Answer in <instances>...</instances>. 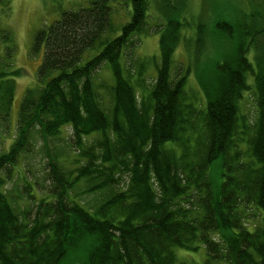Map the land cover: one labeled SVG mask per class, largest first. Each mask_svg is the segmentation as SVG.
I'll return each instance as SVG.
<instances>
[{
    "label": "trees",
    "instance_id": "obj_1",
    "mask_svg": "<svg viewBox=\"0 0 264 264\" xmlns=\"http://www.w3.org/2000/svg\"><path fill=\"white\" fill-rule=\"evenodd\" d=\"M126 1L132 16L118 26L112 0H91L62 10L35 36V52L45 45L37 84L23 96L15 139L0 152V264H195L178 251L200 245L208 264H264V52L255 64L248 57L260 49L261 15L215 22L213 33L230 49L198 65L197 99L189 94L191 66L174 68L182 43L197 55L206 44L203 24L194 39L183 30L191 26L188 1L159 0V29L148 25L149 0ZM152 31L161 35V58L147 75L145 60L126 57ZM0 40L10 59L0 67L7 130L24 70L11 62L12 31L0 28ZM105 67L109 80L99 76ZM253 86L251 122L240 105ZM69 129L65 146L47 149ZM37 139L51 188L25 174L10 195L7 185Z\"/></svg>",
    "mask_w": 264,
    "mask_h": 264
},
{
    "label": "rangeland",
    "instance_id": "obj_2",
    "mask_svg": "<svg viewBox=\"0 0 264 264\" xmlns=\"http://www.w3.org/2000/svg\"><path fill=\"white\" fill-rule=\"evenodd\" d=\"M91 0H0V28L10 29L13 34L15 42V53L11 62L14 67L22 68L23 74L16 77L17 87L15 92L14 101L12 104L9 124L10 127H0V152L7 151L16 137V128L19 116L20 104L23 96L28 88H32L37 84V77L39 67L43 62L45 55V45L39 48L38 51L33 50L35 36L38 31L48 27L54 22L61 14L62 10L78 9L86 6ZM150 7L148 10V25L155 29L159 24L160 14L157 9L159 0H149ZM185 16L190 22V27L184 28L185 34L193 39L197 37L198 25H204V51L197 55L194 51V46L187 52L182 43L175 54V65L177 68L180 65L191 66V78L189 79V94L192 98L203 97L201 87L196 77V70L198 65L201 68L205 64L211 65L216 61L222 59V56L230 49V42L224 38H219L213 31L215 30V22L221 18L223 20H230L231 17L238 16L240 20H244L245 16L255 11L256 16L261 15L259 18L260 26L264 25V0H187ZM111 5L114 8L113 20L115 25L123 24L131 19L132 5L126 0H112ZM156 29H159L156 27ZM160 33L152 31L141 37V43L136 46L134 54L129 50L127 52V60L132 63L134 57H139L145 60L148 65L147 75L155 74L156 62H160ZM260 49L255 47L251 48L248 57L255 64V55L260 56L264 52V35L258 37ZM256 55V56H257ZM10 59L6 54L5 45L0 40V67L8 65ZM9 67V66H8ZM13 67V68H14ZM99 76L102 79L111 77L110 70L105 67L100 71ZM250 84L253 85L254 81L249 77ZM257 96L255 94L254 86L251 90L246 91L241 101V113L245 118L254 122L257 117L258 105ZM67 130L62 135L59 142L52 140L48 141L47 149L54 151L56 147L65 146L67 144L66 136ZM35 148L33 152L26 156L21 157V161L17 166L18 173L15 180L7 185V190L10 195L19 194L18 185L24 181L22 177L26 176L31 180L40 182L41 188L49 190L52 181L48 180V173L46 168V154L45 143L41 139L35 140ZM46 149V150H47ZM217 168V167H216ZM215 168V169H216ZM250 215L255 216V219L260 217L258 209H250ZM254 215V216H253ZM252 223L256 221L251 220ZM179 259H186L187 261L195 264H208L207 251L204 245H200L196 251L180 249L178 251ZM210 264H226L224 261L211 262Z\"/></svg>",
    "mask_w": 264,
    "mask_h": 264
}]
</instances>
